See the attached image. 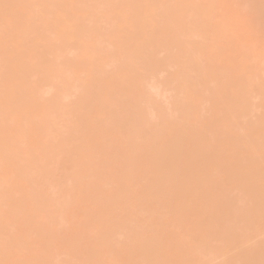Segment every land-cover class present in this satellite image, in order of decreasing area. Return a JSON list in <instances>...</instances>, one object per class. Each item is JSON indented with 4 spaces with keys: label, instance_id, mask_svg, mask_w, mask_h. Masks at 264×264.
Listing matches in <instances>:
<instances>
[{
    "label": "rangeland",
    "instance_id": "1",
    "mask_svg": "<svg viewBox=\"0 0 264 264\" xmlns=\"http://www.w3.org/2000/svg\"><path fill=\"white\" fill-rule=\"evenodd\" d=\"M55 1L0 0V264H221L223 245L258 251L264 198L261 221L237 225L260 193L227 174L257 165L238 141L240 125L264 120V0ZM192 156L205 178L190 184L179 162ZM135 192L138 204L122 197ZM235 229L249 250L226 239Z\"/></svg>",
    "mask_w": 264,
    "mask_h": 264
},
{
    "label": "bare ground",
    "instance_id": "2",
    "mask_svg": "<svg viewBox=\"0 0 264 264\" xmlns=\"http://www.w3.org/2000/svg\"><path fill=\"white\" fill-rule=\"evenodd\" d=\"M53 1H55V0H53ZM138 3H139V1L140 2H142V0H136ZM162 1V0H161ZM158 2V0H157V2L158 3H162V2ZM52 2V1H51ZM137 2H135L134 4H138ZM156 2V3H157ZM55 3H56V1H55ZM55 3H51V4H53V5H55ZM144 3V2H143ZM142 3V4H143ZM155 3V4H156ZM57 5H58V2L56 3ZM160 5V4H159ZM134 6V5H133ZM139 7H141L140 6V4L138 5ZM142 7H143V5H142ZM142 7H141V9H142ZM136 8V7H135ZM60 10V9H59ZM62 10V9H61ZM64 10V9H63ZM136 10H138L137 12H139V9H136ZM66 11V10H65ZM65 13V12H64ZM66 13H67V11H66ZM264 19V18H263ZM258 24H260V23H258ZM258 24H256V25H258ZM263 24V22L261 23V25L259 26V28L261 27V28H263V30H264V26L262 25ZM257 26H254L252 29H254L255 31H256V33H255V31H253L252 30V32L253 33H255V34H257L258 35V33H260V32H262V29H259ZM258 32V33H257ZM261 34V33H260ZM254 37V36H253ZM254 40H256V39H259V37H255V38H253ZM143 47H144V45H142ZM46 47V46H45ZM46 48H48V47H46ZM44 60H46L45 59V57H44ZM264 69V68H263ZM245 71H247V72H249L250 71V73L249 74H251V75H249V74H247V72H246V74L244 73ZM240 74H242L244 77L246 76V77H248L247 79H250L249 78V76H251L252 77V72H251V70L250 69H248V70H243ZM263 71V70H262ZM262 71H259V75H260V73L262 74ZM244 73V74H243ZM240 74L238 75L237 74V76H235V77H233V78H231V81H232V83H234V82H236V80L237 79H240V80H242V79H244V78H242V76H240ZM264 74V73H263ZM239 76V77H238ZM261 76H263V78L261 79V80H259L260 82H262L263 83V88H262V84H260V82H259V87H261L260 88V90H262V96H264V75H261ZM234 78H237L236 80L234 79ZM234 79V80H233ZM230 82V81H229ZM237 84H239L238 86L240 87L241 85H240V83H241V81L240 82H236ZM228 95V94H227ZM226 95V96H227ZM232 95H228L227 97H225V99L224 100H229L228 99V97H231ZM244 98H245V96L243 95V97H241V99L239 98V100H244ZM262 100H263V98H262ZM236 101H237V103H236ZM236 101H233L234 103H236V104H238V100H236ZM245 101V100H244ZM242 103H243V101H241ZM241 102H239V104L241 105V107H240V105H239V107L241 108V109H237V106L238 105H236V104H234V103H232V104H234V105H236L235 107H236V109L239 111V112H241L242 110H243V108L245 109V107H246V103H244V104H241ZM261 102H263L264 103V100L263 101H261ZM231 103V102H230ZM229 103V104H230ZM229 104L227 105V106H229ZM234 105H231L230 104V106H232L233 108H235L234 107ZM243 105V106H242ZM245 105V106H244ZM238 107V108H239ZM228 109V107H226L225 108V111ZM231 110V107H229V111ZM229 111H227L228 113H230ZM243 112V111H242ZM241 112V113H242ZM263 119V118H262ZM261 123H263L264 124V120H263V122H258V123H255V124H252V125H250V126H255V127H253V128H251V129H253V131L251 130L250 132L251 133H248V128H244V126H242V125H240L239 126V133H241V134H239L240 136H242V139H241V137L239 136V138H240V142L238 141V143H240V145L243 143V140L246 142L247 140V142H246V144L248 145H245V142L242 144L244 147H246V148H248V150L249 149H251V147H253V149H251V150H253V151H251V159H252V163H250V164H255V163H257V165L255 164L254 166L253 165H250L251 167L253 166V169L251 170V167L249 166V170H246V172H243V174H242V171H240L239 170V172H238V170H235V169H228V170H225V173L227 174V172H229V174H227V176L229 177H231V182H232V184L233 185H235L236 184V187L237 188H240V190H242L244 193L245 192H248V194L250 193H252V195H254L253 194V192H256L257 190L259 191V195L256 193L255 195H257L256 197L254 196V198H252V199H254V201H252L251 203H248V204H246V208H245V212H244V215H242L241 216V219H242V222L240 221V222H238L237 223V225H239V226H241L242 228H245V227H247L248 225H249V223H252L253 222V216H254V220H255V217H257L256 219H258V216L256 215L255 216V213H257L256 211H254V210H257L258 211V209L259 208H257V207H255L256 206V204L260 201H258V198L259 197H261V198H264V136H262V138L260 139V133L262 134V135H264V126H263V124H261ZM258 124V125H257ZM259 124H260V126H259ZM242 126V129L240 130V127ZM250 126H249V128H250ZM259 126V127H258ZM262 126H263V129H262ZM76 128L78 127V126H75ZM259 128V134H258V132L256 133V131H258V128ZM260 127H261V129H260ZM244 128V129H243ZM255 128V129H254ZM256 128H257V130H256ZM243 130V131H242ZM244 130H246V131H244ZM261 130H263V132H261ZM241 131V132H240ZM244 132V133H243ZM246 132V133H245ZM247 133L249 134V135H247ZM253 133L256 135V140H255V137H252V135H253ZM245 134V136H243ZM255 135H253V136H255ZM237 136V137H238ZM246 136H249L250 138V140L252 141H250L249 139H247L248 137H246ZM243 137H245V138H243ZM254 138V139H253ZM238 139V138H237ZM239 140V139H238ZM178 141V140H177ZM258 141V142H257ZM255 142V143H254ZM236 144V145H234V148L236 149V147L235 146H239V150H237V152H240V149L242 148H244V147H242L241 146V148H240V145L239 144ZM251 143V144H250ZM253 143V144H252ZM257 143V144H256ZM252 145V146H251ZM87 146V145H86ZM251 146V147H250ZM246 148H244V149H246ZM235 149H233V150H235ZM244 149H243V151H244ZM242 151V150H241ZM165 153V152H164ZM252 153H254V154H252ZM166 154H168L167 152H166ZM199 153H197V157H201V155L199 154ZM210 154H213V152L211 153L210 152ZM255 154H258L257 155V157L255 156ZM260 154V155H259ZM170 155V157H167V159L168 158H170L171 159V156H172V154H169ZM250 156L248 157L249 159H250ZM165 157V158H166ZM193 157V156H192ZM192 157H188V158H185V160L184 161H186L187 159V163L186 162H183V160L181 161V162H183V164H180L181 162H179V165H184V167H185V170H183L184 169V167H182L181 166V168H183L182 170H183V175L186 177V175H187V179H189V180H187L188 181V183H190V184H192V182L194 183V181L193 180H195L196 179V181H199L198 179H200L199 177H201L202 175H197L196 176V173H194V171H193V168H194V166H193V159L195 158V156L192 158ZM259 157V158H258ZM191 158V159H190ZM211 158V157H210ZM256 158V159H255ZM262 158V159H261ZM167 159H165V160H167ZM189 159H190V161H189ZM200 159L201 158H199V160L197 159L196 161H195V165L197 164L196 162L198 161H200ZM228 160H229V158H228ZM154 161V160H153ZM152 161V165H150V171L149 172H151V173H153V174H156L157 172H158V170L156 171L155 170V168H157V167H155L154 168V166H156V161H154L153 162ZM228 162V161H227ZM151 163V162H150ZM190 165H191V167H192V169L190 168ZM189 166V167H188ZM155 171H154V170ZM153 170V171H152ZM251 170V171H250ZM192 171V172H191ZM227 171V172H226ZM232 172V173H231ZM241 172V173H240ZM250 174H249V173ZM245 173H248L249 174V176H248V174H247V176H245L246 174ZM157 174H159V172L157 173ZM193 174H195V175H193ZM245 174V175H244ZM195 176V177H194ZM196 177H198V178H196ZM201 178H205L204 176H202ZM192 179V180H191ZM200 180H203V179H200ZM78 182H79V184L80 185H82V183L80 182L81 180H80V178L77 180ZM235 182V183H234ZM84 185V186H83ZM82 185V187H84V189H86V188H88L87 186H86V184H83ZM86 187V188H85ZM258 187V188H257ZM118 188V187H117ZM121 187H119V189H120ZM235 188V187H234ZM255 188H257V190L255 191L254 189ZM89 189V188H88ZM116 190V189H115ZM257 191V192H258ZM141 192H143V191H141ZM172 192H176V193H178V194H180V193H183L184 192V187L182 186V184L181 185H179L178 186V184L177 185H175L174 186V188H173V190H172ZM247 194V193H246ZM249 194V195H250ZM124 195H126V196H124ZM124 195H122V197H133L132 199H133V201H134V199L136 200V202H138V200H139V198H142V195H145V194H141V193H139V191H137V195H140L139 196V198H137L136 199V197L134 198V195L135 196H137L136 195V192H135V194L134 193H132V195L130 194V193H126V194H124ZM128 195V196H127ZM249 195H247V196H249ZM118 194H117V191H114V193L110 196V197H108V202H113V200H115V198H117L118 199ZM129 197V198H130ZM138 197V196H137ZM246 198H248V201H250V198L249 197H246ZM256 198H257V200H256ZM256 200V201H255ZM258 201V202H257ZM135 202V201H134ZM135 202V203H136ZM139 202H142V201H139ZM254 202V203H253ZM253 203V204H252ZM131 204V203H130ZM136 204H138V203H136ZM136 204H132V205H136ZM251 204V205H250ZM250 205V206H249ZM253 207H254V209H253ZM193 210V208L191 209V211ZM250 212H252V213H250ZM250 214V215H249ZM252 214V215H251ZM254 214V215H253ZM263 215H264V211H263ZM252 216V217H251ZM113 216H111V218H112ZM115 218L117 217V216H114ZM114 217L111 219L110 218V221H111V223L109 222V219H108V222H107V219L105 220L106 221V224L108 223H110V225L111 224H113L114 223V225H115V221L114 220H116V222H117V219H118V217L116 218V219H114ZM108 218V217H107ZM251 218H252V221H251ZM264 218V217H263ZM240 219V220H241ZM259 220V219H258ZM264 220V219H263ZM105 221L103 222L104 223V225H106L105 224ZM113 221V222H112ZM248 221H251V222H248ZM259 221H261V220H259ZM257 223V222H256ZM259 224V223H258ZM262 224V223H261ZM260 224V225H261ZM100 225H102V223L100 224ZM264 226H262V227H260L259 225H258V230L260 229V231L262 230H264V228H263ZM261 228H263V229H261ZM244 234L241 232V231H239L238 229H235L226 239H228V238H235V240H237V241H239V240H241V244H242V246L241 245H239V246H236V247H241V249L243 248V246H245V249L244 250H246L247 248V250H249L250 249V247H249V243H248V241H245V242H243V240H244V236H243ZM95 236V235H94ZM93 236V237H94ZM98 237V236H97ZM95 238L94 237V242L96 241L95 239H98V238ZM264 239V238H263ZM261 240L260 241V243L261 242H263L264 240ZM101 241V240H100ZM97 242V241H96ZM204 242H205V246H208L209 244H210V242H209V240L208 239H206V240H204ZM98 243V242H97ZM259 243V244H260ZM246 244V245H245ZM249 244V245H248ZM262 244H264V243H262ZM248 246V247H247ZM259 246H261V248H259L258 249V251H254L253 252V254H251V255H247L246 257H242V254H240V249H236V248H234V247H231V246H229V245H223L222 246V248H221V256H223L222 255V253L224 254V258H223V261L221 260V264H238V263H241V262H246V264H264V246H262L261 244L259 245ZM258 246V247H259ZM247 247V248H246ZM251 247H253V246H251ZM78 248H81L80 246L78 247ZM84 248L82 247V250H83ZM81 250V249H80ZM85 250V249H84ZM232 250H236V251H232ZM239 250V251H238ZM77 248H76V250H75V252L73 253L74 255H75V257H76V253L79 251H77ZM233 253H232V252ZM85 252V251H84ZM79 253V252H78ZM83 253V252H82ZM81 254V253H80ZM120 254H122V253H120ZM77 256H79V254L77 255ZM74 256L72 257L73 259L75 258ZM135 257V256H134ZM135 259V262H136V257L135 258H133L132 260H134ZM121 260V259H120ZM119 261V260H118ZM124 260L122 259V262L121 261H119L118 262V264L119 263H122V264H126L127 262L126 261H130V260H125V262H123ZM112 262V261H111ZM114 262V261H113ZM131 263V262H130ZM129 263V264H130ZM132 263H134V262H132ZM114 264H117V261H115L114 262ZM186 264H192V261H191V259H189L187 262H186Z\"/></svg>",
    "mask_w": 264,
    "mask_h": 264
}]
</instances>
